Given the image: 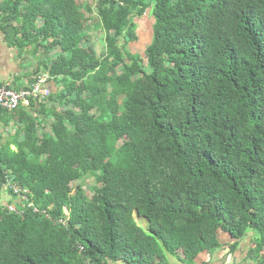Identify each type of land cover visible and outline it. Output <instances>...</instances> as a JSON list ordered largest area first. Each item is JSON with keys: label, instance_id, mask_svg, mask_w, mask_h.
<instances>
[{"label": "trees", "instance_id": "1", "mask_svg": "<svg viewBox=\"0 0 264 264\" xmlns=\"http://www.w3.org/2000/svg\"><path fill=\"white\" fill-rule=\"evenodd\" d=\"M148 9L142 57L119 41ZM0 32L50 77L0 109V264L192 262L249 230L264 264V0H0Z\"/></svg>", "mask_w": 264, "mask_h": 264}, {"label": "crops", "instance_id": "2", "mask_svg": "<svg viewBox=\"0 0 264 264\" xmlns=\"http://www.w3.org/2000/svg\"><path fill=\"white\" fill-rule=\"evenodd\" d=\"M39 56L31 54L30 48L20 52L15 46L8 43L4 34L0 32V82L19 89L31 83ZM50 83V85H52ZM53 86V85H52ZM26 104V103H25ZM14 128L10 131L13 133ZM11 133V134H12ZM15 148L14 145H11ZM259 235L249 230L241 239L235 240L228 233L220 234V246L213 250H206L189 262L182 253L170 254L165 252L167 264H260L259 257L263 253L255 254L256 238ZM236 247L231 248L232 244ZM111 264H121L115 262Z\"/></svg>", "mask_w": 264, "mask_h": 264}, {"label": "rangeland", "instance_id": "3", "mask_svg": "<svg viewBox=\"0 0 264 264\" xmlns=\"http://www.w3.org/2000/svg\"><path fill=\"white\" fill-rule=\"evenodd\" d=\"M134 22L136 23V33H137V40L134 42H125L123 38H120L119 44L125 45L126 49L132 53H140L142 57H144V51L146 46L150 43L153 35V17L151 15V9H148L145 14L141 17L136 16L133 18ZM90 23V37L93 40L98 54H102L105 51V32L101 29L97 24V17L94 16ZM44 55H39V59L42 58ZM46 130H49L48 127ZM92 182V178H88L87 183L90 184ZM8 199L7 194H3L0 199V204H6ZM13 201L12 203L9 202L10 206L13 208L15 206L14 199L11 198ZM19 202V199L15 200ZM136 220L139 224L145 229H147V223L144 219L140 218L135 214ZM257 234V233H256Z\"/></svg>", "mask_w": 264, "mask_h": 264}, {"label": "built area", "instance_id": "4", "mask_svg": "<svg viewBox=\"0 0 264 264\" xmlns=\"http://www.w3.org/2000/svg\"><path fill=\"white\" fill-rule=\"evenodd\" d=\"M49 78L47 73H41L36 81L19 89H13L9 84L0 82V109H14L21 103H28L29 98L47 96L50 90ZM14 190L18 191L16 187Z\"/></svg>", "mask_w": 264, "mask_h": 264}, {"label": "water", "instance_id": "5", "mask_svg": "<svg viewBox=\"0 0 264 264\" xmlns=\"http://www.w3.org/2000/svg\"><path fill=\"white\" fill-rule=\"evenodd\" d=\"M65 211H67V209Z\"/></svg>", "mask_w": 264, "mask_h": 264}]
</instances>
